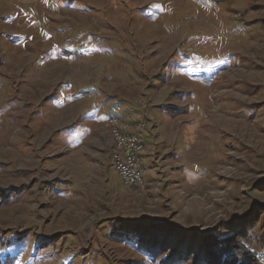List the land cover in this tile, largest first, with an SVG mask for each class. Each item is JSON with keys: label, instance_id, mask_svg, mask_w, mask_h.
<instances>
[{"label": "rangeland", "instance_id": "1", "mask_svg": "<svg viewBox=\"0 0 264 264\" xmlns=\"http://www.w3.org/2000/svg\"><path fill=\"white\" fill-rule=\"evenodd\" d=\"M203 233L264 253V0H0V264H195Z\"/></svg>", "mask_w": 264, "mask_h": 264}, {"label": "trees", "instance_id": "2", "mask_svg": "<svg viewBox=\"0 0 264 264\" xmlns=\"http://www.w3.org/2000/svg\"><path fill=\"white\" fill-rule=\"evenodd\" d=\"M145 229H141L140 231H132V239H136L137 242H139L141 245L145 244L147 245L144 248V253L151 257L152 260L156 259V256L154 254L161 249V253H166L168 258L170 260L175 261H183L188 262L190 261L191 257L189 255L182 253L178 255L176 248H166V251L164 252L162 249H164L162 246H166L162 243L160 240H155L154 238H146L144 231ZM148 229H146L145 232H147ZM176 231L181 234V241L180 245L184 244L187 246V242H185L186 234L188 232H184L179 227H176ZM142 232V233H141ZM139 235V236H138ZM138 237V238H137ZM247 238V236L245 237ZM199 241V248H201V251H204V256L197 258L195 264H264V253L262 251L258 250L256 252L255 250L251 249L249 245L246 243V241H241L238 239V234L232 233L230 236L226 235L224 238L217 237L214 238L213 235L210 233H203L202 238ZM162 245V246H161ZM240 245V249L238 247ZM263 245H259V248H263ZM198 248V249H199ZM142 250V251H143ZM212 254V256L206 257V254ZM158 254V255H160ZM171 254L172 256H170ZM162 260H167V257L161 258ZM158 261V260H157ZM160 261V260H159ZM160 261V262H161ZM163 262V261H162ZM168 264V263H167Z\"/></svg>", "mask_w": 264, "mask_h": 264}, {"label": "built area", "instance_id": "3", "mask_svg": "<svg viewBox=\"0 0 264 264\" xmlns=\"http://www.w3.org/2000/svg\"><path fill=\"white\" fill-rule=\"evenodd\" d=\"M119 111L120 107L116 105L112 113H106L104 125L108 127L112 135L113 167L124 185L134 186L140 184L143 178L140 166L144 152V143L140 138L143 123L134 130L130 129L129 123L125 121L123 115L119 114Z\"/></svg>", "mask_w": 264, "mask_h": 264}, {"label": "crops", "instance_id": "4", "mask_svg": "<svg viewBox=\"0 0 264 264\" xmlns=\"http://www.w3.org/2000/svg\"><path fill=\"white\" fill-rule=\"evenodd\" d=\"M104 125V123L102 124ZM79 127H70V129H67L68 131L66 132V134H68V136L66 137V142H75L77 144H79L80 146L82 145V143L85 142V140L88 138L89 133H85L84 136L81 137V134L79 133ZM83 135V134H82ZM65 148H67L69 150V148L66 146ZM86 157V156H85ZM76 158V157H75ZM75 161H81L79 158H76ZM77 168L81 167L79 166V164H76ZM71 184V182H69Z\"/></svg>", "mask_w": 264, "mask_h": 264}]
</instances>
